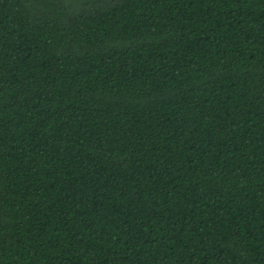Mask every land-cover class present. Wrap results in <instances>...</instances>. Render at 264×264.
<instances>
[{"label": "trees", "instance_id": "trees-1", "mask_svg": "<svg viewBox=\"0 0 264 264\" xmlns=\"http://www.w3.org/2000/svg\"><path fill=\"white\" fill-rule=\"evenodd\" d=\"M0 264H264V0H0Z\"/></svg>", "mask_w": 264, "mask_h": 264}]
</instances>
